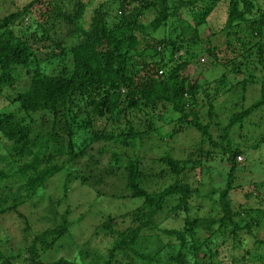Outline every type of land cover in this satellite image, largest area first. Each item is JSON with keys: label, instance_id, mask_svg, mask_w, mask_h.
Masks as SVG:
<instances>
[{"label": "trees", "instance_id": "1", "mask_svg": "<svg viewBox=\"0 0 264 264\" xmlns=\"http://www.w3.org/2000/svg\"><path fill=\"white\" fill-rule=\"evenodd\" d=\"M219 1L75 0L73 13H66L53 0H32L0 17V98L5 104L0 107V141L7 155L0 157V164L7 160L5 164L12 167L11 174L0 170V182L22 180L15 190L7 188L11 204L0 206V217L18 212L20 203L41 194L45 182L61 172H65V199L69 181L92 187L91 176L78 174L72 165L82 159L94 165L104 152L109 154L107 174L122 169L120 196L111 197L141 201L135 209L115 218L108 216L102 227L113 239L105 255L96 254L91 262L41 261V254L69 233L73 221L65 209L53 227L35 233L30 226L24 229L32 238L18 253L0 249V264H114L118 256L129 258L127 264H217L214 257L221 248H234L240 232L251 231L252 218L246 220L241 214L250 215L252 209L236 211L231 206L234 174L244 165L238 163L236 157L242 151L229 139V131L236 125L242 127L253 112L258 121H264V7L258 0L227 1L219 32L227 37L225 48L235 54L219 59V48L209 38L212 35H202L206 18ZM35 3L39 6L33 10ZM204 54L214 59L215 69L222 70L215 95L231 91L235 84L229 87L227 76L245 73L251 61L254 71L236 79V84L245 87L255 81L256 71L260 73L258 98L231 113L220 137L223 143L212 139L209 124L199 119L195 109L199 98L206 97L212 120L213 102L204 86L208 82L184 74L190 65L203 64ZM158 109L167 112L164 118ZM154 118L175 124L180 131L196 130L200 133L195 145L198 155L213 154L202 150L206 137L229 164L223 181L204 194L210 200L209 215H189L192 197L202 195L185 180L191 169L201 165L193 153L187 158H176L171 151L160 155L154 159L158 172L148 171L139 156L123 163L119 146L141 148L153 141L151 133L159 141L175 137L174 126L162 132ZM257 130L255 149L264 143V127ZM95 144L100 148L93 153ZM163 176L172 177L173 182L154 189L152 184ZM253 185L260 188L263 184ZM169 203L174 204L171 214L175 218L186 213L179 228L161 227L157 221ZM127 216L136 220L135 226L111 230V220ZM148 239L155 244L152 252L144 250ZM229 257V263L222 260L220 264H238L231 252Z\"/></svg>", "mask_w": 264, "mask_h": 264}, {"label": "rangeland", "instance_id": "2", "mask_svg": "<svg viewBox=\"0 0 264 264\" xmlns=\"http://www.w3.org/2000/svg\"><path fill=\"white\" fill-rule=\"evenodd\" d=\"M31 1L0 0V17L15 11L17 8H21ZM84 1L87 2V0ZM227 1H219L213 12L206 18L205 26L202 29L204 30L202 32L204 37L210 34L212 35L209 38L212 45H216L219 48L217 56L219 59L224 56L233 57L235 54L229 48H225L227 37L219 32L225 23ZM53 2L62 4V8L66 13H73L74 11L75 0H53ZM258 2L264 7V0H258ZM38 6L39 4L35 3L33 10ZM62 25L60 31L64 33L66 27L64 26L65 24ZM17 29L15 30L17 31ZM261 38L264 41V32ZM201 56L205 59L201 62L203 64L197 67L190 65L184 71V74H187L192 80L199 79L203 83L205 79L208 82L204 86L206 87L205 90L210 93L209 97L213 102L212 120H210L207 114L208 102L206 97L199 98L198 107L195 109L200 112L199 119L203 123L209 124V132L212 139L216 142L223 143L220 137L224 133V127L227 125L231 113L241 111L243 107L249 106L250 103L258 98L260 73L256 71L255 81L253 80V82L247 83L245 87H241L242 84L241 86L236 84V79L240 81L250 70L254 71V62L252 63L251 61L245 73L227 76L229 82H231L228 86L231 87V85L235 84L231 91L215 95V87L222 70L214 68L215 61L208 57L207 54ZM2 100L0 98L1 108L5 106ZM158 112L161 113L162 118L167 114L165 110H163L162 114L161 109H158ZM154 123L162 132L169 131L173 126L176 130L179 129L175 124L167 123L164 119L158 120L154 118ZM241 125L243 126L236 125L229 131V139L237 144L242 151L240 154L242 159L238 163L244 165L243 169L237 170L234 174L235 188L230 194V199L233 210H242V208L252 209L250 215L241 214V216L242 218H246V220H249V217H251L253 224L250 232H240L239 237L235 240L234 248L230 250H226L225 247L221 248V253L218 252L217 256L214 257V261L217 264H220L222 260L229 263L228 261L231 260L229 257L230 252L232 257H234V263L264 264V143L257 149L252 146L256 142L254 136L259 133L257 128H263L264 121H258V115L256 112H253L245 118ZM151 137L154 138L153 141H158V143L155 144L152 140L146 141L145 145H142L138 149L135 147L124 148L119 146L118 148L121 150L123 163L129 158L133 159L139 156L142 160V165L148 171L158 172L160 167L158 163L154 162V159L160 155L171 151L172 155L176 158H187L193 153L194 155L192 157L199 158L201 165L191 169L185 175V180L190 185V188L199 189L202 195L195 194L192 197V206L189 215H209L210 200L204 194L207 195L213 185L219 181H223L222 175L228 173L229 164L224 158H220V149H214L207 138L204 137L205 142L201 144L202 150L204 152L207 150L213 151V154L211 157L205 154L198 155L195 145L200 140V133L194 129L178 130L172 140L166 138L164 141H159L154 133H151ZM3 143V141H0V157L7 156L6 150L1 147ZM98 148H100V144H95L93 153ZM108 155V152L102 153L97 158L99 160L98 163L94 165L86 159L79 160L76 164L72 165L77 169L78 174L91 176L90 182L93 184L92 187L81 185L78 180L69 181V190L67 199H65L62 190L65 172H61L45 182V185L40 190L41 194H34L19 204L17 211L20 214L18 212H12L0 217V249L5 251L7 248L14 254L18 253V248H23L30 238H32L31 235H25L24 229L28 230V226H30L31 233H35L42 229L53 227L60 220L59 215L65 209H68V218L70 221H73L69 233L61 236L50 249L43 252L41 254V261L43 263H52L60 258H65L76 263H88L91 262L96 254L105 255V251L113 239L108 229L102 227L105 222H108V216L115 218V216L135 209L141 203L138 199L111 197L112 194L120 196L118 186L121 184L122 174L120 171L122 169L107 174L109 172L107 163ZM5 162L4 165L3 162L0 164V170L11 174L12 167L9 168ZM89 169H93V171H89ZM102 175L104 177L103 180L98 182ZM159 180L160 182L152 184L154 189H160L163 187V184L167 186L173 182L172 177L165 178L163 176ZM255 181L261 182L263 185L260 188H256L257 185L256 187L253 185V183H256ZM21 182V178L18 180L16 178H9L0 182V206L7 207L11 204L9 189L7 188L13 187L15 190ZM215 196H212L213 200H216ZM173 206V203H169L164 211L157 215L156 218L161 227L179 228L182 226L186 213L183 212L175 218L171 214ZM211 212V215H215L214 211ZM254 216L256 217L255 221ZM135 224L136 220L131 219L130 216L117 218L116 220H111V230H121L131 225L135 226ZM147 233L150 232H144V234ZM144 250L150 252L155 250V244L152 240H145ZM257 256L261 257V259L257 258ZM117 260L114 264H118L119 261V264H127L130 262L129 258L124 259L119 256ZM17 263L18 261L13 264ZM19 263L21 264L22 262Z\"/></svg>", "mask_w": 264, "mask_h": 264}, {"label": "built area", "instance_id": "3", "mask_svg": "<svg viewBox=\"0 0 264 264\" xmlns=\"http://www.w3.org/2000/svg\"><path fill=\"white\" fill-rule=\"evenodd\" d=\"M236 158H237L238 161H240L242 159V156L238 155Z\"/></svg>", "mask_w": 264, "mask_h": 264}]
</instances>
